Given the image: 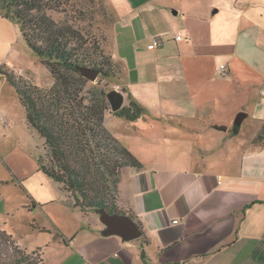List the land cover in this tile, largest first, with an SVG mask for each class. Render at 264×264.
<instances>
[{
    "label": "crops",
    "instance_id": "0c3cea01",
    "mask_svg": "<svg viewBox=\"0 0 264 264\" xmlns=\"http://www.w3.org/2000/svg\"><path fill=\"white\" fill-rule=\"evenodd\" d=\"M107 2L114 88L142 109L104 118L142 165L120 171L113 204L141 236L101 235L99 215L68 208L59 185L72 213L48 223L68 257L39 249L42 264H264V0Z\"/></svg>",
    "mask_w": 264,
    "mask_h": 264
},
{
    "label": "trees",
    "instance_id": "16d2710c",
    "mask_svg": "<svg viewBox=\"0 0 264 264\" xmlns=\"http://www.w3.org/2000/svg\"><path fill=\"white\" fill-rule=\"evenodd\" d=\"M70 1L0 0L1 17L18 26L28 48L51 74L53 85L42 90L1 69L0 75L15 90L27 123L49 152L47 162L38 158V169L61 186L63 203L80 212L103 209L110 215H124L111 195L117 192L121 169L141 164L106 130L104 117L111 114L135 121L142 109L130 102L111 112L104 89H92L81 97L88 80L79 68L96 69L103 78L116 77L119 70L104 55L100 41L79 27L77 18L69 17L65 7ZM102 142L110 150H102ZM0 264H42V259L37 250L22 251L0 230Z\"/></svg>",
    "mask_w": 264,
    "mask_h": 264
},
{
    "label": "rangeland",
    "instance_id": "374dc122",
    "mask_svg": "<svg viewBox=\"0 0 264 264\" xmlns=\"http://www.w3.org/2000/svg\"><path fill=\"white\" fill-rule=\"evenodd\" d=\"M259 6L263 8L261 1ZM65 10L71 19H78L79 27L100 41L104 55L118 71V64L111 60L108 52L110 45L104 47L106 38L110 40L111 23L115 19L107 0H71ZM256 15H264V10H257ZM41 61L24 42L18 26L0 14V69L16 79L48 90L53 78ZM117 78L118 74L111 78L99 75L94 82L88 81L81 97L92 89L107 92L115 89ZM99 147L105 150L108 145L102 142ZM40 156L47 162L49 152L38 133L27 123L26 112L15 90L0 75V230L10 235L25 253L40 249L44 256L47 250L49 260L64 262L68 257L63 254L65 243L49 226L48 217H67L72 212L58 203L59 184L39 171L37 160ZM111 196L115 198L116 194Z\"/></svg>",
    "mask_w": 264,
    "mask_h": 264
},
{
    "label": "water",
    "instance_id": "95a60500",
    "mask_svg": "<svg viewBox=\"0 0 264 264\" xmlns=\"http://www.w3.org/2000/svg\"><path fill=\"white\" fill-rule=\"evenodd\" d=\"M80 75L88 81L94 82L100 75L96 69L82 67L78 69ZM109 104L110 111L115 113L123 107L124 95L117 89L108 91L105 95ZM246 118L245 113H238L233 121L232 130L237 133L243 120ZM100 222L104 225V230L101 232L103 236H117L123 242H130L140 238L141 233L136 224L126 215L108 214L105 210H99Z\"/></svg>",
    "mask_w": 264,
    "mask_h": 264
},
{
    "label": "built area",
    "instance_id": "2783aa9c",
    "mask_svg": "<svg viewBox=\"0 0 264 264\" xmlns=\"http://www.w3.org/2000/svg\"><path fill=\"white\" fill-rule=\"evenodd\" d=\"M183 38V35L181 32H177L174 39L175 40H181ZM161 44V40H156V41H152L150 45H148L147 49L148 50H154L155 48H157L159 45ZM219 71L220 72H226V67L224 65H221L219 67ZM177 221H173V224H177Z\"/></svg>",
    "mask_w": 264,
    "mask_h": 264
}]
</instances>
